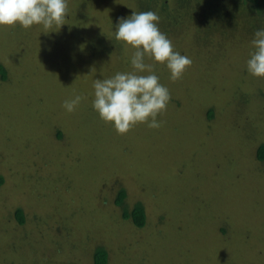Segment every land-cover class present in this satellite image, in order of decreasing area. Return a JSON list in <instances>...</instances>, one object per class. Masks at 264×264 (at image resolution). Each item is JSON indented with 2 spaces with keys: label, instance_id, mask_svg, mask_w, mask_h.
<instances>
[{
  "label": "rangeland",
  "instance_id": "rangeland-1",
  "mask_svg": "<svg viewBox=\"0 0 264 264\" xmlns=\"http://www.w3.org/2000/svg\"><path fill=\"white\" fill-rule=\"evenodd\" d=\"M161 1L68 0L61 27H0V264H93L99 245L108 264H264V78L246 70L264 15ZM212 1L232 10L209 15ZM146 11L192 64L176 81L156 64L171 96L161 126L120 135L93 110L92 84L131 71L114 31ZM74 94L88 99L68 113ZM120 189L146 226L125 221Z\"/></svg>",
  "mask_w": 264,
  "mask_h": 264
},
{
  "label": "clouds",
  "instance_id": "clouds-1",
  "mask_svg": "<svg viewBox=\"0 0 264 264\" xmlns=\"http://www.w3.org/2000/svg\"><path fill=\"white\" fill-rule=\"evenodd\" d=\"M67 14L68 0H0V27H61ZM159 21L153 11L133 12L120 18L115 39L125 48L134 49L129 61L131 71L93 81L91 106L120 135L137 124L153 129L161 126L158 116L166 111L171 96L154 71L156 64L167 68L172 81L182 78L192 64L190 57L174 50L172 41L160 30ZM251 45L254 51L246 61V70L253 77L264 78V28L254 32ZM146 58L153 63H146ZM87 99L83 94H74L62 107L71 113Z\"/></svg>",
  "mask_w": 264,
  "mask_h": 264
},
{
  "label": "trees",
  "instance_id": "trees-1",
  "mask_svg": "<svg viewBox=\"0 0 264 264\" xmlns=\"http://www.w3.org/2000/svg\"><path fill=\"white\" fill-rule=\"evenodd\" d=\"M162 4V6H164L163 8H165V5L162 3L161 0H159ZM220 1L221 5H223V1L224 0H218ZM237 2L239 1L240 4L242 5V7H246V6H251V12L249 13H253L256 12V14L258 16V19L260 21V19L263 17L264 15V11H263V6H262V0H228V2ZM158 0H155L156 4ZM217 3V2H216ZM219 3V2H218ZM214 2L212 1L209 5V10H208V14L212 15L213 13H216V16L220 17V15H223L224 12H227V9H231V5L228 6V8L226 9H221L220 7H218L217 9H215L216 7L214 6ZM222 10V12H221ZM220 11V13H219ZM228 13V12H227ZM207 14V15H208ZM208 15V16H209ZM227 17V15H225ZM261 23V22H260ZM0 79L1 80H6L7 79V74H6V68L0 63ZM257 158L259 160H263L264 161V144H261L258 149H257ZM3 182V177L0 175V184ZM125 199H126V192L124 189H120L118 191L115 203L117 206H122V216L125 219V221H130L132 224H134L136 227L142 228L144 226H146V219H147V215H146V210L144 205L141 202H135L134 205L132 206V208L130 210H128L127 206H125ZM15 216L18 219V221L20 223H24V216H23V211L21 208H17L15 210ZM92 259H93V264H108L109 262V252L106 249V247L104 245H99L96 246L93 250H92Z\"/></svg>",
  "mask_w": 264,
  "mask_h": 264
}]
</instances>
